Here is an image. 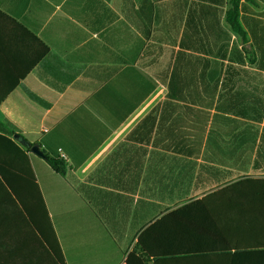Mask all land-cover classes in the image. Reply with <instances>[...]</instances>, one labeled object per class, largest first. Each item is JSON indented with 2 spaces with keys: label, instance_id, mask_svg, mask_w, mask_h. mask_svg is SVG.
I'll return each mask as SVG.
<instances>
[{
  "label": "crops",
  "instance_id": "0c3cea01",
  "mask_svg": "<svg viewBox=\"0 0 264 264\" xmlns=\"http://www.w3.org/2000/svg\"><path fill=\"white\" fill-rule=\"evenodd\" d=\"M227 1L0 0L19 24L0 21L3 88L18 80L0 121L66 156L62 176L26 152L45 211L18 169L11 183L0 176V264H57V241L66 264H127L132 252L147 264H219L185 258L222 239L262 247L264 112L223 82L235 77L227 64L243 65L234 44L259 62L250 33L264 31V11L241 3L243 44L225 21ZM216 61L224 67L211 79Z\"/></svg>",
  "mask_w": 264,
  "mask_h": 264
},
{
  "label": "trees",
  "instance_id": "16d2710c",
  "mask_svg": "<svg viewBox=\"0 0 264 264\" xmlns=\"http://www.w3.org/2000/svg\"><path fill=\"white\" fill-rule=\"evenodd\" d=\"M243 1L249 2L253 5L257 4L256 0H228L226 3L227 10L225 12V21L229 25L232 33L235 36L239 37L243 44H247L249 41L248 33L244 29L242 22H241V3ZM0 21H10L11 23H14L15 25H19L14 19L2 13L1 11H0ZM208 27H210L211 37L212 36L218 37V39L220 40V37L222 38L223 36L224 40H227V41L230 40L231 34L227 32L220 33L221 31L214 28L213 25H208ZM35 40L39 42L41 49H42L41 55L39 58H43V56L48 51V47L44 45L41 41H39L37 38H35ZM242 52L246 53L247 56L248 54L251 53V52L247 53L246 48H242L240 50L238 49L237 45L235 44L233 45V48H232L233 56L239 63L242 62V64L244 65L246 62L244 61V56ZM250 62L251 64H255L256 58L252 57L250 59ZM220 66L222 67V70H223L224 64H220L218 61L211 64V76H210L211 79H213L212 76L218 75V73L220 72ZM210 81L202 79L201 85L203 88H205V90H208L209 88H211ZM7 82L8 81H2L0 79V104L8 96L9 92L17 85L18 80L14 81L10 87L3 88ZM206 93L208 94L209 92H206ZM204 98L209 99V101L205 102ZM212 98L213 97L211 95L210 96L207 95L206 97H201V100L203 104L207 105L208 103L210 104V101H212ZM259 104H261V102H259ZM262 107L263 108L261 112H264V105ZM253 109L256 110L254 107ZM259 116H260V112H259ZM259 130L260 128L255 130V135ZM15 135H18L22 138V140L25 142L24 147H20L13 140ZM34 145H37V144L30 143L21 134H18L10 130L8 127H6V125H4V123L0 121V176L3 182L11 183V181L9 180L10 179L9 176L11 175L10 170L12 171V170L18 169L19 176L22 175L21 176L22 178H20V183H22L24 187L28 188L29 186H31V188L33 187L34 189L33 190L34 192L33 200L35 203L34 207L37 208L39 204L41 209L45 211L46 209H45L43 197H42V194H40L38 184L32 172V168L29 162L28 155L26 154L27 151H31V148ZM259 151H264V128L261 132V144H260ZM43 153H44V157L42 158L47 161L50 167L58 174L65 176L66 163L63 161V159H61L60 157L59 158L51 157L45 151H43ZM249 248H255V249H249ZM51 250L54 251L55 254L57 255V264H66L58 241L56 242L55 249L51 245ZM196 254H198L196 257H186L185 259L199 258L200 260H203L207 258L206 256L208 254H213L215 256L221 257V258H218L217 260L219 261L218 262L219 264H256V263L264 264V244L262 245V247L260 246L259 247H243V245L240 244L239 241H235V240L225 241L224 239H222V240H218L216 244L209 245L207 248H201L200 250L197 251ZM200 254H206V255H200ZM146 256H150V255H146ZM155 258H160V257H155ZM134 259L137 260L136 263L138 264L148 263V260L146 258L139 257L137 256L136 252H132L128 256L127 264H131V261H133ZM207 261H210V260H207ZM155 264H159V261H156Z\"/></svg>",
  "mask_w": 264,
  "mask_h": 264
},
{
  "label": "rangeland",
  "instance_id": "374dc122",
  "mask_svg": "<svg viewBox=\"0 0 264 264\" xmlns=\"http://www.w3.org/2000/svg\"><path fill=\"white\" fill-rule=\"evenodd\" d=\"M260 4L257 6V11H255V13H262V11H264V0H259ZM261 11V12H259ZM264 22V21H263ZM250 37L255 45V47H257V50L259 51V62L255 63V64H251L250 59L251 57V47L247 46L249 48H247V53L248 54V61L244 64V65H236V64H227L226 65V74L229 73V75H232L234 77V80L230 79H224L223 85L228 86V87H242L246 90V92L248 93V96H250V101L253 104V107L255 109H258L259 112H261L262 110V106L264 105V55L261 54V52H264V31L263 32H259V33H250ZM258 35L259 38H255L254 36ZM250 55V56H249ZM232 65V66H231ZM185 66L188 67H192V65L190 64H185ZM222 98H226V96L222 97ZM230 98V97H227ZM259 101L261 102V104H259ZM257 103V104H256ZM255 112H251L250 113V122H249V128H250V132L249 135L251 136L252 134V138H255V129H256V125L254 123L255 120H252L251 118L255 119ZM251 114L253 115V117L251 116ZM260 126V125H259ZM234 139V138H233ZM238 140V142H236ZM242 143H240V138L236 137L235 138V143H233V150H238L241 146Z\"/></svg>",
  "mask_w": 264,
  "mask_h": 264
},
{
  "label": "water",
  "instance_id": "95a60500",
  "mask_svg": "<svg viewBox=\"0 0 264 264\" xmlns=\"http://www.w3.org/2000/svg\"><path fill=\"white\" fill-rule=\"evenodd\" d=\"M14 139L18 140L19 142H21L23 145H25V142L22 140V138L18 135H15L14 136ZM31 151L36 154L37 156H40V157H44V153L43 151L41 150V148L39 147V145H34L32 146L31 148Z\"/></svg>",
  "mask_w": 264,
  "mask_h": 264
},
{
  "label": "built area",
  "instance_id": "2783aa9c",
  "mask_svg": "<svg viewBox=\"0 0 264 264\" xmlns=\"http://www.w3.org/2000/svg\"><path fill=\"white\" fill-rule=\"evenodd\" d=\"M60 158L63 159V160H65L66 159V156L64 154H61L60 155Z\"/></svg>",
  "mask_w": 264,
  "mask_h": 264
}]
</instances>
